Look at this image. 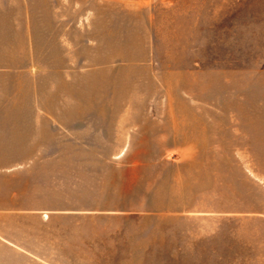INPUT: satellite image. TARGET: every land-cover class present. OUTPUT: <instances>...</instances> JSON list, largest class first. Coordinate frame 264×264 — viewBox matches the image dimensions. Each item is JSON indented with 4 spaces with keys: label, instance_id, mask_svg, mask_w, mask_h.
Here are the masks:
<instances>
[{
    "label": "rangeland",
    "instance_id": "1",
    "mask_svg": "<svg viewBox=\"0 0 264 264\" xmlns=\"http://www.w3.org/2000/svg\"><path fill=\"white\" fill-rule=\"evenodd\" d=\"M0 108L84 112L13 185L36 264H264V0H0Z\"/></svg>",
    "mask_w": 264,
    "mask_h": 264
},
{
    "label": "crops",
    "instance_id": "2",
    "mask_svg": "<svg viewBox=\"0 0 264 264\" xmlns=\"http://www.w3.org/2000/svg\"><path fill=\"white\" fill-rule=\"evenodd\" d=\"M50 94L53 96V91ZM72 96L78 97L79 92ZM54 112L61 115L54 117ZM83 113L79 108H0V162H23L18 164L21 166L18 169L0 164V264H15L12 258L18 259V263L21 257L24 262L28 259L36 264V239L28 237L22 241L20 221H30L31 217L35 220L39 207L28 194H18L13 185L18 179L29 183L34 176L33 170L25 162L51 159L50 154L37 152L41 150L37 145H42L40 140L45 135L42 129L48 125L46 134L52 137L54 125L69 127L64 117L67 116L73 128L78 130L84 121ZM59 128L64 132V127ZM4 219L11 222L7 228L2 223ZM29 228L28 224V235Z\"/></svg>",
    "mask_w": 264,
    "mask_h": 264
}]
</instances>
